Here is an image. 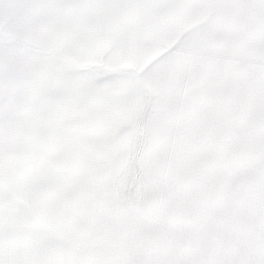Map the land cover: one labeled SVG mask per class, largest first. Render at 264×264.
Instances as JSON below:
<instances>
[{"label": "snow or ice", "instance_id": "snow-or-ice-1", "mask_svg": "<svg viewBox=\"0 0 264 264\" xmlns=\"http://www.w3.org/2000/svg\"><path fill=\"white\" fill-rule=\"evenodd\" d=\"M0 264H264V0H0Z\"/></svg>", "mask_w": 264, "mask_h": 264}]
</instances>
